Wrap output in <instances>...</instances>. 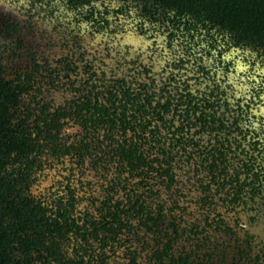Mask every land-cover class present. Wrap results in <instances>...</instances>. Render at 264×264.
Here are the masks:
<instances>
[{
    "label": "flooded vegetation",
    "instance_id": "af4514ba",
    "mask_svg": "<svg viewBox=\"0 0 264 264\" xmlns=\"http://www.w3.org/2000/svg\"><path fill=\"white\" fill-rule=\"evenodd\" d=\"M14 4L0 7L1 52L9 59L4 64L13 78L22 77L26 89L31 86L24 96L35 101L34 107L60 111L61 129L52 132L59 135L58 144L40 142L52 149L44 157L48 164L38 174V185L44 181L43 193L66 194L67 200L74 193L77 201L70 211L86 231L98 226L102 216L114 212L120 202L130 214L123 216L129 227L122 230L118 241H109L104 248L103 241L89 240L96 249L92 264H264L262 86L249 82L243 72L229 79L219 74L215 81L200 79L196 72L177 76L174 69L180 60L165 46L152 40L148 55L139 50L136 39L147 41L144 36L119 35L121 49L112 51L105 45L102 52H92L85 45L87 40L111 41L114 37L89 31L80 43L67 26H58L64 28L60 36L48 21L62 22L45 15L29 22L21 4ZM144 57L149 65L166 62L168 67L157 72L160 76L168 72V77H154L156 71L143 63ZM23 58L25 64L17 65ZM236 75L239 80L233 82ZM27 82L31 84L26 86ZM200 84L208 88L191 90ZM124 112L130 120L147 114L146 123L153 116L156 125L145 132L137 124V130L127 131L133 141L125 145L119 135ZM81 114L87 121L79 122ZM212 119L217 121V131ZM220 121L225 123L223 129ZM172 123L177 128L169 130ZM115 124L118 130L109 139ZM178 129L184 138L178 133L174 137ZM116 143L132 149L135 163L140 162L137 168L133 160L102 155L110 145V149L118 147ZM60 144L65 149L76 144L82 151L75 153L74 148L64 154L58 150ZM84 146L94 151L92 156ZM217 148L224 165L218 162L221 177L216 180L204 164V154ZM164 153L174 161L162 169L163 157L158 162L156 158ZM151 160L156 161L152 170L147 164ZM205 165L210 170H204ZM138 202L144 203L143 210Z\"/></svg>",
    "mask_w": 264,
    "mask_h": 264
},
{
    "label": "trees",
    "instance_id": "16d2710c",
    "mask_svg": "<svg viewBox=\"0 0 264 264\" xmlns=\"http://www.w3.org/2000/svg\"><path fill=\"white\" fill-rule=\"evenodd\" d=\"M27 1L31 4L26 14L30 17L29 22L40 15L56 18L61 13L68 14L71 21L67 28L75 40H80L89 31L108 33L117 38L133 34L154 40L158 46L161 45L159 40L155 41L158 37L163 40L165 49L180 60L175 71L196 72L200 79L209 81H215L219 74L229 79L231 74L243 72L249 82L264 89V0ZM2 47L0 43V264H87L88 255V264H92L96 249L89 240L103 241L104 248L109 241H118L122 230L129 227V220L125 223L123 216L130 214L121 208L123 204L120 202L114 212L109 211L108 215L102 216L98 226L86 231L84 229L88 228L80 227L70 211L77 201L74 193L69 200L66 194L43 193L38 185V174L44 173L46 167L43 166L47 163L44 157L52 148L40 142L58 144L59 135H52V132L61 129L58 127L60 111L52 112L49 106L34 107L35 101L24 96L31 86L26 89L20 75L13 78L14 74L4 64L9 59L1 52ZM27 80L31 78L27 77ZM28 84L31 83L27 82L26 86ZM99 106L96 105L97 108ZM122 114L119 135L125 145L130 139L133 141L127 131L137 130V124L145 132L156 125L153 116L146 123L147 114L142 119L134 115L131 120L127 113ZM78 117L79 122L87 118L83 114ZM204 118L207 117H203L206 121ZM212 123L213 130L217 131V121ZM219 126L223 129L225 123L220 121ZM169 127V130L177 128L174 123ZM112 128L109 139L116 135L114 129L118 130V125H112ZM177 133L182 134L178 129L173 133L174 137ZM75 145L65 149L60 144L58 150L64 154L72 153L74 148L75 153L76 150L82 151ZM110 147L102 150L104 157L134 161L132 149L124 145L114 149ZM197 148L201 154L202 148ZM83 149L92 156L93 150L87 146ZM113 152L115 154L112 155ZM204 155V164L209 165L212 171L206 165L202 166L203 169H209L213 179H219L218 162L224 157L220 149L206 150ZM157 156V162L163 157L160 162L162 169L163 164L169 166L174 161L168 153ZM156 161L146 162L151 170L155 168ZM139 163L134 166L137 168ZM223 174L227 177L226 170ZM131 176L135 174L131 172ZM139 205L143 210L144 203L138 202Z\"/></svg>",
    "mask_w": 264,
    "mask_h": 264
},
{
    "label": "rangeland",
    "instance_id": "374dc122",
    "mask_svg": "<svg viewBox=\"0 0 264 264\" xmlns=\"http://www.w3.org/2000/svg\"><path fill=\"white\" fill-rule=\"evenodd\" d=\"M19 1V0H18ZM21 2H19L18 4H21V6H20V8L23 10V17L29 12V10H30V2L28 3V1L27 0H20ZM17 3V2H16ZM2 4H7L8 6H10V4L12 5V4H14V2H12V1H0V7H6V6H3ZM17 4V5H18ZM14 5H16V4H14ZM13 5V6H14ZM7 6V7H8ZM19 6V5H18ZM10 10H12V8H10ZM25 11H27V12H25ZM43 17H45V16H43ZM45 18H47V17H45ZM37 19V18H36ZM48 19V18H47ZM57 19V20H56ZM59 20H62V21H60V22H62V23H57L56 25L55 24H53L52 22V20H49L48 22H49V26L50 27H53V29H52V31L54 30L55 31V27H56V30H58V32L57 33H59V35L60 36H63L64 35V28H62L63 30H60V29H58V26H68V25H70L69 23H70V16L68 15V14H66V13H61V14H59V15H57V17L55 18V21L57 22V21H59ZM37 22H38V20H36ZM52 21V22H51ZM41 24V23H40ZM43 24V23H42ZM45 25H46V23H44ZM45 25H41V27L42 28H44L46 31H48L49 29H48V27L47 26H45ZM53 25H55V26H53ZM48 30H47V29ZM85 31H86V29H85ZM129 36H131L130 34H129ZM53 37V36H52ZM54 38V40H56L57 39V36L55 35V37H53ZM154 39V38H153ZM101 40V41H100ZM99 40V38H96L95 40H87V44H85L86 45V47L88 48V49H90L92 52H102L103 51V49H102V47H104L105 45L106 46H110V47H112L113 49H112V51L114 50L115 51V48L116 49H121V46H124V45H121V39L119 40V38H117V37H114L111 41H107V40H103V38L102 39H100ZM146 40H147V38H146ZM156 40H159V42H161V46H162V48H163V44H162V42H163V40L161 39V38H155V41ZM149 41L150 40H147V41H143L142 39H141V41L140 40H138V38L136 39V42H138V44H137V46L139 47V50H141V51H145V52H147L146 53V55H148V53L150 52V50H149ZM125 44V43H124ZM128 45L127 44H125V47H127ZM23 53H24V51H23ZM125 55H127V58L128 57H131V56H129V54L128 53H125ZM132 58V57H131ZM18 61V60H17ZM25 59L23 58L22 59V61H18L17 62V65H21V66H23L24 64H25ZM108 61H110V59L108 60ZM142 61H143V63L145 64V65H149V64H147V61H148V59L147 58H143L142 59ZM163 61V60H162ZM166 60H164L163 62H165ZM111 63V62H110ZM164 65L166 66V68L168 67L167 66V63L165 62L164 64L162 63H160V62H157L156 63V65H152V64H150L149 66L150 67H152L153 69H155V75H154V77H156L157 75H159L160 76V74H161V72H157L158 70H161L162 69V66L164 67ZM177 72V74H179L180 72L179 71H176ZM187 72H189L190 73V75L191 74H193L191 71H189V70H187L186 72H184L183 74H184V76H186V73ZM168 73V72H167ZM166 72H163V76H160V78H159V80L160 79H162V78H167L168 77V75H165V74H167ZM186 78H188V77H186ZM239 77L236 75L233 79H232V81L233 82H236L237 80H239L238 79ZM204 83V82H203ZM238 85V84H237ZM195 86H196V84H195ZM198 86H200V87H198V88H194V89H191L193 92H198L199 91V88H203V89H206V88H208L207 87V85H202L201 86V84L200 85H198ZM239 89H241V87H239ZM238 89V90H239ZM238 93H240V91H238ZM42 182H44V181H42ZM42 182H40V184L43 186H41V188H45L46 187V185H43V183Z\"/></svg>",
    "mask_w": 264,
    "mask_h": 264
}]
</instances>
